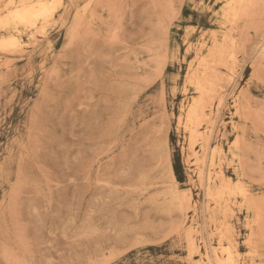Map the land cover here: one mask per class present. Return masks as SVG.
<instances>
[{"label":"rangeland","instance_id":"rangeland-1","mask_svg":"<svg viewBox=\"0 0 264 264\" xmlns=\"http://www.w3.org/2000/svg\"><path fill=\"white\" fill-rule=\"evenodd\" d=\"M21 1L0 0V27ZM49 4L0 29L19 41L0 48V264H217L227 247L264 264V0L229 21L225 0ZM200 57L216 79L198 72L191 146Z\"/></svg>","mask_w":264,"mask_h":264},{"label":"bare ground","instance_id":"bare-ground-1","mask_svg":"<svg viewBox=\"0 0 264 264\" xmlns=\"http://www.w3.org/2000/svg\"><path fill=\"white\" fill-rule=\"evenodd\" d=\"M95 1V0H94ZM243 0H225L226 2V5H225V9L222 11L223 13V19L226 20V21H229L230 18H233L237 15L236 11L238 9V7L240 6L241 2ZM54 2V1H53ZM55 4V3H54ZM53 4V7L55 6ZM1 12V11H0ZM91 13V11H89ZM52 14V8H51V5L49 4V0H22L20 5L17 6V8L15 9V11H13L11 14H9L8 16V20H6L2 26L0 27V29H6L8 26L10 25H14V26H24V27H32V26H35L37 23H40L41 21H44L46 20L50 15ZM53 15V14H52ZM91 15V14H89ZM82 17H83V14H82ZM5 18V17H4ZM91 20V19H90ZM232 20V19H231ZM80 21V20H79ZM1 25V24H0ZM47 26V25H46ZM232 27V26H230ZM10 28V27H9ZM10 30V29H9ZM226 31V30H225ZM228 31V30H227ZM226 35V34H224ZM41 37V36H40ZM10 41V40H8ZM12 41V40H11ZM2 42L0 43V48L2 47H5L7 48V46L9 47L10 45H12L13 47L16 46V42L13 40L12 42ZM226 41V40H225ZM15 42V45H13ZM19 42V41H18ZM17 42V43H18ZM47 42V41H46ZM212 42V41H211ZM212 46L211 48L209 49V47L207 48V52H208V55H207V58L208 56L211 57L210 61L211 62H214L216 64V62L218 61H221L220 57L222 56L221 54L224 53L223 50H224V43L221 41V43H218V41L216 39L213 40L212 42ZM50 45V44H49ZM204 46V44L200 45V47L202 48ZM206 46V45H205ZM11 47V46H10ZM198 47V49L200 48ZM4 48V49H5ZM8 49V48H7ZM13 49V48H12ZM203 49V48H202ZM200 49V50H202ZM11 50V48H10ZM15 50V48H14ZM13 51V50H12ZM16 52V50H15ZM200 52V51H199ZM199 54V53H198ZM200 55V54H199ZM224 56V55H223ZM200 57V61L198 62V66L197 68L192 72L190 73L191 75L187 78L189 80V84L191 86H193L195 92L197 93L198 97L197 99H195L194 101H192L188 107V109L186 110V114H185V120H184V131L187 133L188 135V138H189V141L191 142V146L194 145V141L196 142V140H194L193 136L196 134L195 133V129L193 128L195 125H199V122H200V114L202 113V109H203V96H206V93L208 91V89H210L211 87L207 88L206 87V84L208 86V84H210V86H212V83L213 81L212 80H215L213 74L211 71V73H208L209 68L207 67H210L209 65L207 66V59L206 58H202ZM224 58V57H223ZM183 61V60H182ZM220 63V62H219ZM216 66V65H215ZM208 72H207V70ZM199 71H204V72H207L208 74H210V76L213 77V79L211 80L210 76L206 75V78L205 76L201 78L198 77V72ZM203 73V72H202ZM204 74V73H203ZM202 75V74H201ZM209 79H208V78ZM208 80H211L210 82L207 81ZM186 82V81H185ZM208 82V83H207ZM187 85L185 84V87ZM183 90V89H182ZM193 90V91H194ZM179 122V125H180V121ZM182 122V121H181ZM237 145V144H236ZM201 150V149H200ZM202 151L205 152V147L203 146L202 147ZM215 151H213L214 153ZM211 153V152H210ZM211 155V154H210ZM209 155V156H210ZM225 157V156H224ZM211 158V157H210ZM217 160V159H216ZM221 161V160H220ZM201 162V161H200ZM203 163V162H202ZM222 163V162H220ZM208 164H211V163H208ZM203 165V164H202ZM212 169V168H211ZM239 169V168H238ZM209 170V169H208ZM218 173H220L218 171ZM208 174V173H207ZM203 177V176H202ZM209 177V176H208ZM207 178V177H206ZM210 179V178H209ZM207 182V181H206ZM209 182V180H208ZM208 184V183H207ZM227 185V184H226ZM232 187V186H231ZM235 187L234 189L232 190H226L227 187H222L220 188L217 193H218V197L220 199H222V195L224 194V191H229V193H234V194H237L238 197H243L245 198L247 196L246 194V191H245V187L244 185L239 184V185H236V186H233ZM207 189L209 192H207L208 194L210 193L211 194V187L210 185L207 186ZM216 192V191H215ZM209 194V195H210ZM228 194V193H227ZM226 195V193H225ZM232 196V195H231ZM217 197V196H215ZM234 197V196H233ZM219 198H216L215 200L218 199V201H221ZM211 199V198H210ZM213 199V198H212ZM211 199V200H212ZM227 199V198H226ZM214 201V200H213ZM246 204L249 206V202L246 201ZM257 221V219H256ZM231 228V227H230ZM230 232V231H229ZM223 236V235H222ZM229 237V236H228ZM222 240V239H221ZM193 241V240H192ZM220 241V240H219ZM227 241V240H226ZM247 242V241H246ZM251 242V240H250ZM192 243V242H190ZM218 243V242H217ZM223 243V242H222ZM220 243V244H222ZM246 244V243H245ZM191 245V244H190ZM198 245V244H197ZM229 245H231L229 243ZM193 246V245H192ZM191 246V247H192ZM195 246V245H194ZM193 246V247H194ZM221 248V247H220ZM199 249V248H198ZM218 249V248H216ZM214 250V249H212ZM221 251H224V248H222ZM212 252V251H211ZM235 252V250H234ZM212 253L215 254V252L213 251ZM218 253V252H217ZM222 253H225L226 254V261L224 264H236L235 263V260H234V253L232 251L231 248H228L225 249V252H222ZM255 253V252H254ZM212 254V256L214 255ZM219 254V253H218ZM215 256V255H214ZM216 259V257H214ZM237 256V255H236ZM254 256V254H253ZM255 257V256H254ZM215 262V260H213ZM221 263V260L220 259H217V264H223Z\"/></svg>","mask_w":264,"mask_h":264}]
</instances>
